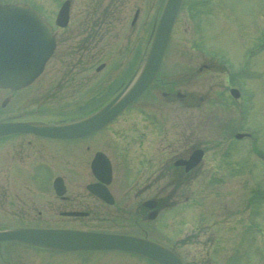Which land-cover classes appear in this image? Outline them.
Instances as JSON below:
<instances>
[{
    "label": "rangeland",
    "instance_id": "rangeland-1",
    "mask_svg": "<svg viewBox=\"0 0 264 264\" xmlns=\"http://www.w3.org/2000/svg\"><path fill=\"white\" fill-rule=\"evenodd\" d=\"M9 1H30L41 8L44 15H55L63 0ZM92 2L72 0L71 14L97 17L112 3L115 14H122L128 21L122 35L113 28L112 32L97 38L96 65L106 63L97 74L99 78L105 76L99 82H106L102 83L106 86L107 82H121L122 72L128 67L129 72L135 69L161 0H98L97 10L93 9ZM137 8L141 11L135 33L131 34L130 22ZM139 29H145L141 45L137 43ZM59 51L58 48L57 55L61 57ZM53 60L35 82L7 103L3 115L26 113L29 116V111L46 119L77 115L78 101L73 102L77 94L68 90L70 85H65L63 98L60 93L47 91L49 84L58 82L57 78L66 70L61 60ZM159 75L160 81L108 129L76 143L45 138L46 141L51 148L65 146L60 158L68 168L72 167L74 175H91L89 159L96 150L102 149L111 157L117 176L140 175L139 160L145 153L153 156L154 149L157 150L154 159L158 161L155 163H161L174 152L171 149L176 143L182 146L180 150L192 143L195 147L204 144L207 151L199 176L184 184L189 197L176 195V204L163 210L156 226L162 234L172 230L170 237L162 235V238L180 241L178 247L191 264H264V235L253 227L249 230L235 228L233 214L236 201L249 197L250 184L264 193V0H185ZM238 82L246 84L244 90L241 89L247 91L250 99L247 112L241 110L239 100L230 96V87H239ZM168 90L185 93L194 104L189 105L180 98L170 100L163 96ZM1 97L4 101L6 96ZM238 131L253 133L240 141L235 138ZM89 141L92 145L86 152L85 166L73 165L85 158L83 149ZM11 142L14 139L2 141L3 144ZM261 213H264L263 208ZM111 214L105 208L97 215V222L87 218L77 223L110 225ZM260 219H264V215ZM203 222L218 224L215 230L199 231ZM225 222L232 224H222ZM186 237L192 243H182ZM190 247L199 255L193 263L195 256ZM207 254H211V263H207Z\"/></svg>",
    "mask_w": 264,
    "mask_h": 264
},
{
    "label": "flooded vegetation",
    "instance_id": "flooded-vegetation-1",
    "mask_svg": "<svg viewBox=\"0 0 264 264\" xmlns=\"http://www.w3.org/2000/svg\"><path fill=\"white\" fill-rule=\"evenodd\" d=\"M97 1L93 0L91 3L95 10L99 9L100 6ZM111 4L110 6L106 5L105 12L102 11V15L97 17L70 14V19L66 26L55 25L57 15H45L46 19L53 24L57 40L56 50L49 61L52 59H54L53 61L61 60L63 63L62 67L64 64L66 65V70L62 71L57 78L58 82H51L47 91L49 94L55 95L60 93L62 94L61 98H63L65 85H70L68 90L77 94V99L73 102L78 101V108L75 110L78 116L97 109L99 104L101 105L109 100L125 84L123 81H112L107 82L106 86H103L102 83L106 82L99 81L105 76L103 75L99 78L97 74V71H100L96 65L98 59L96 52L98 36L101 38L103 35L112 32L113 28L117 30L119 35H122L125 23L126 25L128 23L125 16L115 14L116 10L111 8ZM138 19L134 22L131 20L130 22L133 27L130 30L131 34L135 33L134 30L138 24ZM115 22L114 26L113 23ZM111 24L114 27L111 28ZM58 33H60L59 36ZM136 35L139 37L137 43L141 45L144 42L145 29H139ZM127 37L130 36L127 35ZM58 48L59 52H61V57L57 55ZM120 64L119 62L116 65L120 66ZM123 76L124 72H122L120 79ZM66 81L68 83L65 84ZM27 87L21 89L0 87V116L3 106L1 96L4 94L6 96L4 101L10 102L13 97ZM178 92L174 90L164 91L163 96L170 100L180 98L181 100H185L184 102H187L189 105L194 104V102H189L188 95L185 93L178 94ZM236 100H240V97ZM33 113L37 114L36 112L29 111V119L38 118L34 117ZM113 123L104 129H108ZM95 134L97 132L78 139H68V141L74 140V143H76V141L86 140ZM11 138L14 139V142L2 143V141ZM46 139L45 137L33 134L16 135L0 139V230L29 227L76 228L132 234L176 247L185 258L187 264H191L183 251L178 247L180 241L172 242L167 239L172 234V230L169 229V234H164L167 237L162 238L163 234L158 230L156 224L161 211L167 206L176 204V195L181 194L187 198L189 197L184 190V184L193 181L199 176L198 171L201 168V164L187 171L185 166L176 165L175 159L178 157H188L195 148H202L205 153L207 148H205L204 144L195 147L192 143L190 146L185 147V149L180 150L182 146L176 143L175 148L171 149L174 152L172 154L169 153L167 159L161 163L160 161L159 163H155L158 162L154 159L157 153L156 149H154L153 156H150V153H145L142 159L139 160L140 175L117 176L115 175L114 164L112 162L113 175L111 181L107 184V188L112 193L114 202L108 203L89 188L90 184H95L99 189L103 188L102 180L92 171L91 175L89 173L74 175L72 167L68 168L69 166H66L65 160H61L60 158L65 146L56 145L51 148ZM89 143H86V149H83L85 158L77 160L79 163L77 161L73 162V165L79 167L85 166L83 164H86V152L92 145L91 141ZM98 150L89 159V165L92 164L93 157ZM155 166V171L150 172V169ZM251 188L252 190L249 192L247 199L246 197H240L236 201L233 210L234 225L239 230H249V228L253 227V229L260 230L262 235H264V219H260V216L264 215V213H261L262 208L264 209V193L259 192L255 185ZM147 199H155L157 201L159 213L153 219L149 218L151 208L146 204ZM105 208H108L109 212L111 211L112 213L109 216L110 225L97 226L77 223L81 219L87 218L92 222H97V215L101 214ZM80 210L88 214L84 216L73 215L72 212ZM212 215L218 216V214L214 213ZM217 224L216 222H203L199 226L201 227L199 231L215 230ZM222 224L230 225L232 222ZM189 237H186V240L183 239L182 243L189 244L191 242ZM213 240L214 242L216 241L215 239ZM190 248L195 256L191 260L193 263V260L199 257V255L194 254L197 252L194 251V248ZM207 255V263H211V254ZM0 264L158 263L145 256L121 249H74L61 251L16 240L4 239L0 240Z\"/></svg>",
    "mask_w": 264,
    "mask_h": 264
},
{
    "label": "water",
    "instance_id": "water-1",
    "mask_svg": "<svg viewBox=\"0 0 264 264\" xmlns=\"http://www.w3.org/2000/svg\"><path fill=\"white\" fill-rule=\"evenodd\" d=\"M184 0H166L156 16L146 49L134 73L123 88L102 107L82 118L69 122L21 120L19 115L0 119V137L16 133H35L53 138H77L91 134L111 123L125 108L136 100L155 80L166 53L170 37ZM70 1L62 5L57 23L69 20ZM56 47L51 25L33 7L24 3L0 2V86L20 88L33 82L43 71ZM235 96L237 89L232 90ZM181 94V93H180ZM243 136V134H238ZM203 157L196 149L189 158L179 159L189 170ZM94 173L108 183L112 174L108 157L98 152L93 161ZM91 188L103 199L113 201L105 188L95 184ZM149 207L156 201L149 200ZM157 209L150 213L153 218ZM0 239H13L54 250L120 248L145 255L159 264H185L173 248L134 235L66 228H15L0 231Z\"/></svg>",
    "mask_w": 264,
    "mask_h": 264
}]
</instances>
